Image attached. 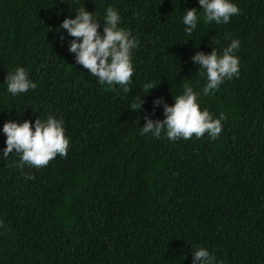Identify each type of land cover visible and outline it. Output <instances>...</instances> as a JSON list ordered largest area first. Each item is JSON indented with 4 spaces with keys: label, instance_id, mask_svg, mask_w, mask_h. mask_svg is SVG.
I'll use <instances>...</instances> for the list:
<instances>
[{
    "label": "trees",
    "instance_id": "trees-1",
    "mask_svg": "<svg viewBox=\"0 0 264 264\" xmlns=\"http://www.w3.org/2000/svg\"><path fill=\"white\" fill-rule=\"evenodd\" d=\"M230 2L240 14L217 24L198 0H0V264H192L193 244L223 264H264V0ZM82 7L101 34L113 8L136 39L129 93L69 52L60 25ZM233 39L239 76L204 95L190 57L222 55ZM17 67L36 87L13 96L5 79ZM186 83L201 110L225 114L219 137L141 135L145 116L164 119L154 99L172 105ZM50 115L63 121L66 158L39 169L18 167L14 150L4 158L6 121L34 128Z\"/></svg>",
    "mask_w": 264,
    "mask_h": 264
},
{
    "label": "clouds",
    "instance_id": "clouds-1",
    "mask_svg": "<svg viewBox=\"0 0 264 264\" xmlns=\"http://www.w3.org/2000/svg\"><path fill=\"white\" fill-rule=\"evenodd\" d=\"M200 9L203 10V21L217 24L228 23L230 17L239 15L240 9L230 0H198ZM120 21L116 10L109 7L103 24V33L98 29L100 24L91 12L84 7L75 12L74 18H65L62 27L73 39L69 42L68 50L74 54L75 62L97 78L99 84L113 87L122 86L124 93H129L128 85L133 76L132 50L137 47V41L130 32L118 27ZM198 15L196 8L186 10L183 16L184 31L191 36L196 29ZM63 39V37H61ZM240 41L233 39L223 49L222 55L212 48L210 53L196 52L190 57L193 64L198 65L199 75L206 79L203 94L208 95L216 90L225 79L239 76V58L234 55L238 50ZM7 90L13 96L35 89L36 84L28 78V73L23 67H17L14 72L6 76ZM157 84L149 82L147 91ZM183 94L174 98V104L164 103L163 98L154 99L153 105L163 106L164 119L153 120L145 116V123L140 134H153L159 138L162 133L172 141L190 139L195 136L201 138L207 134L210 139L219 137L223 129L222 121L226 119L224 113L219 118H213L207 110H201L197 103L199 93L191 85L184 84ZM146 91V92H147ZM143 101L138 97L137 102L130 104L131 110H139ZM6 135V147L2 150L4 158L10 153L20 156V168L25 164L37 169L46 167L57 155L66 158L69 140L64 134L62 119L48 116L46 120L39 117L32 122L24 120L22 123L6 121L3 125ZM26 179H34L30 174ZM192 264H223L209 253L204 247L192 245Z\"/></svg>",
    "mask_w": 264,
    "mask_h": 264
}]
</instances>
